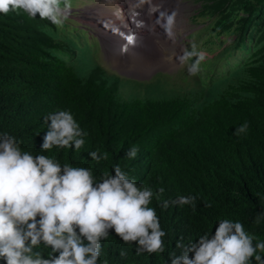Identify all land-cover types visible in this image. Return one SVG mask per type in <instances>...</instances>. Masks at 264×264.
<instances>
[{
    "label": "trees",
    "instance_id": "1",
    "mask_svg": "<svg viewBox=\"0 0 264 264\" xmlns=\"http://www.w3.org/2000/svg\"><path fill=\"white\" fill-rule=\"evenodd\" d=\"M198 9L213 17L205 26L215 38L202 50L215 53L186 88L161 85L164 72L140 80L106 68L96 38L88 40L69 16L57 27L0 13V136L33 155L89 168L97 180L119 166L154 193L149 206L167 233L165 252L137 254L110 231L100 264H171L169 253L181 251L177 241L214 235L222 219L240 221L264 241V0H209ZM221 34L231 37L218 50ZM60 110L73 114L85 143L42 152L45 117ZM245 122L247 132L235 135ZM133 145L138 155L127 159ZM92 151L108 158L94 161ZM179 196L196 197L195 210L176 203Z\"/></svg>",
    "mask_w": 264,
    "mask_h": 264
},
{
    "label": "clouds",
    "instance_id": "2",
    "mask_svg": "<svg viewBox=\"0 0 264 264\" xmlns=\"http://www.w3.org/2000/svg\"><path fill=\"white\" fill-rule=\"evenodd\" d=\"M71 8V0H0V13L22 12L57 27L67 21ZM161 17L165 21L158 22L171 37L175 13H161ZM134 22L137 28L144 26L140 20ZM117 34L124 41L120 55L131 54L130 49L139 46L141 38L136 32ZM193 56L199 59L188 71L197 75L203 56L195 46L185 53L186 58ZM45 122L48 131L42 152L54 147L74 146L79 150L84 145L87 133L70 111L50 113ZM248 127L245 122L235 135L246 133ZM138 152L133 145L126 158L135 159ZM90 156L97 162L108 158L107 153L101 157L97 151ZM114 173L105 172L97 180L89 168L61 165L49 156L33 155L22 150L14 137L0 136V264H100L102 241L108 239L110 231L124 243L135 244L137 254H163L167 233L161 228L156 209L149 206L152 189L138 186L119 166ZM195 200L179 196L176 203L195 210ZM41 247L50 249L47 256ZM176 247L181 251L169 253L171 264H264V241L249 234L238 220H219L214 235L206 233L188 244L181 239ZM126 255L121 250L120 256Z\"/></svg>",
    "mask_w": 264,
    "mask_h": 264
},
{
    "label": "rangeland",
    "instance_id": "3",
    "mask_svg": "<svg viewBox=\"0 0 264 264\" xmlns=\"http://www.w3.org/2000/svg\"><path fill=\"white\" fill-rule=\"evenodd\" d=\"M113 1L114 0H74V5L69 13V17L71 18V23L73 25L86 29L88 40H94V38H96L99 44L96 50V57L106 68L114 71H116L117 68L124 70L129 77L140 80H149L156 73L164 72L167 73L168 76L165 75L166 77H159L161 85L165 84L166 87L175 86L186 88L191 83L192 75L189 73L188 68L193 62H191V58L185 57V53L192 51L191 46H195V50L199 54L203 51L202 60L211 57L215 53L214 51L206 52V49L202 50L206 40L215 38L213 30L212 32H209L205 26L213 17H209V14L198 9L200 8V3L202 1L208 2L209 0H171L180 2L184 5L180 7L177 6L176 9L171 10L173 13L181 14L183 12V26L179 29L180 31L177 36L179 37V42L182 46L180 52L170 41L171 37L166 32H162L161 34L163 35L164 33L165 37L159 36L148 38L147 42H149V45L146 43V46L150 47L153 45L152 48L150 49L149 47L143 45V47L146 48L141 50L143 51L142 54L134 60L135 62H133V64L125 61L124 59H116V57L111 56L108 46L106 45V39L101 35L98 27L94 24L92 14L89 13L91 9L86 11L88 6H97L99 4V10L103 11L104 8L107 7L104 4H111ZM140 1L142 6H145L147 0ZM156 1H158V6L160 7L154 13H157L158 11V14H160L163 9L165 12L168 11L165 4L163 6L160 5V3L164 0ZM94 11L95 10H93V12ZM177 15L179 16V14H176L175 16ZM161 28L163 27L161 26ZM146 31L148 30L146 29ZM224 37L229 39L231 36H224V34L220 35L218 40L224 42L222 46H220V43L215 46L218 50L228 43V40H225ZM99 38L102 42V46L99 43ZM152 42H154V44ZM212 44L215 45L216 41ZM132 66L136 67L137 70H134ZM186 72L188 73L187 75L185 74Z\"/></svg>",
    "mask_w": 264,
    "mask_h": 264
},
{
    "label": "bare ground",
    "instance_id": "4",
    "mask_svg": "<svg viewBox=\"0 0 264 264\" xmlns=\"http://www.w3.org/2000/svg\"><path fill=\"white\" fill-rule=\"evenodd\" d=\"M164 4L168 8V11L165 12V10L163 9L161 13H165L166 15H172L173 12H171V10L176 9L177 6H184L180 2L171 0H164L160 3L161 6H163ZM104 5L107 7H105L103 11L99 10L100 4L97 6H88L86 8V11L91 9L89 13L92 14L94 24L96 25V27H98L101 35L106 39V45L108 46L111 56L116 57V59H124L125 61L133 64V62H135L134 60L140 54H142L143 51L141 50L143 48L149 47L146 46V43L149 45V42H147L148 38L159 36L165 37L164 33L166 31L164 28H161V23H159L158 21L163 22L166 18L161 17V13L158 14V11L157 13H154L160 7L158 6V1L147 0L145 4L146 7L142 6L140 0H114L111 4ZM152 8L155 9L153 10ZM93 10L95 11L93 12ZM135 11L137 12L136 16H134ZM182 13H175V15L179 14V16L177 15L174 18V25L172 27L173 34L170 38V41L177 47L179 52L182 46L179 42V37L177 36L180 31L179 29L183 26ZM136 20L142 21L144 26L142 28H137L134 22ZM129 27L131 29H128ZM146 29L148 30V32L146 31ZM130 31L136 32L141 38L139 46L135 47L134 49H130L131 54L120 55L119 48L120 45L124 43V41L117 34V32L128 33ZM162 32H164L163 35L161 34ZM152 43L154 44V42ZM143 45L146 47H143ZM152 46H150L149 48L151 49ZM133 69L137 70L136 67H133Z\"/></svg>",
    "mask_w": 264,
    "mask_h": 264
},
{
    "label": "water",
    "instance_id": "5",
    "mask_svg": "<svg viewBox=\"0 0 264 264\" xmlns=\"http://www.w3.org/2000/svg\"><path fill=\"white\" fill-rule=\"evenodd\" d=\"M99 43H100L101 46H102V42H101L100 38H99ZM116 71H117V73H119L120 75L128 76V77H129V75H128L124 70H121V69H118V68H117Z\"/></svg>",
    "mask_w": 264,
    "mask_h": 264
}]
</instances>
